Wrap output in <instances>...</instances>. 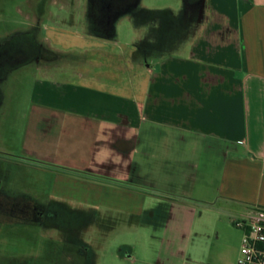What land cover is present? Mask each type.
<instances>
[{"label":"crops","instance_id":"1","mask_svg":"<svg viewBox=\"0 0 264 264\" xmlns=\"http://www.w3.org/2000/svg\"><path fill=\"white\" fill-rule=\"evenodd\" d=\"M202 7L176 49L131 66L128 77L109 84L46 72L35 82L37 138L54 153L25 155L69 181L53 201L95 205L97 214L108 195L114 208L122 195L141 215L146 198L132 185L160 200L150 213L164 215L166 249L143 264H225L223 252L214 261L174 248L196 205L233 223L264 206V0Z\"/></svg>","mask_w":264,"mask_h":264},{"label":"rangeland","instance_id":"2","mask_svg":"<svg viewBox=\"0 0 264 264\" xmlns=\"http://www.w3.org/2000/svg\"><path fill=\"white\" fill-rule=\"evenodd\" d=\"M39 0H0V36L16 28L28 27L27 14L35 9ZM89 0H43L46 14L41 21L42 35L49 45L66 55L51 67L27 65L15 70L3 83V103L0 106V192L12 197L27 195L36 197L40 203L57 195L58 187L69 181L59 180L54 168L38 164L26 158V150L37 154L54 153L52 143L38 139L35 82L43 73L52 72L56 79L79 78L78 73L102 77L109 84L133 72L128 54L138 39L148 36L157 42L160 19L155 20V29L137 27L131 16L121 17L116 23V37L99 38L87 31V9ZM184 0H141L140 7L148 9L171 8L181 11ZM154 30V31H153ZM150 32H152L150 34ZM153 35V36H152ZM156 37V38H154ZM155 39V40H154ZM171 37L156 46H142V52L151 53L159 48L178 47ZM173 45V46H172ZM153 48V50H152ZM170 51H160L164 55ZM104 55H107L105 58ZM50 70V71H49ZM126 70H130L126 73ZM47 167V168H46ZM129 186V185H127ZM137 194L144 195L141 204L143 213L129 211L119 196L118 207L108 195L107 202L96 206L90 222L82 226L79 248L89 249L90 264H143L155 262L161 249H166V222L164 215L154 219L150 211L157 209L160 200L148 194V189L132 185ZM114 198V197H113ZM142 200V198H141ZM121 202V203H120ZM141 202V201H140ZM138 203V202H137ZM108 204V205H107ZM136 205V204H135ZM95 205L73 203V207L85 208ZM137 206V205H136ZM195 214L185 226L189 233L176 240L175 249H186L196 258L219 260L224 255L225 264H237L242 244L243 231L233 223L232 215H223L200 203ZM153 211V210H152ZM159 213V212H158ZM238 235H240L238 239ZM65 230L47 229L34 223H24L19 218L7 220L0 214V264H81L82 259L66 252L57 244H64ZM51 249V252L48 250ZM67 249V248H64ZM225 253V254H224Z\"/></svg>","mask_w":264,"mask_h":264},{"label":"flooded vegetation","instance_id":"3","mask_svg":"<svg viewBox=\"0 0 264 264\" xmlns=\"http://www.w3.org/2000/svg\"><path fill=\"white\" fill-rule=\"evenodd\" d=\"M140 2L141 0H89L87 9L88 33L99 38L113 39L116 37V23L124 16L133 17L137 27L147 26L149 29H155V20L159 18L152 14L151 9L140 7ZM192 3L199 5V19L203 0H192ZM35 5V9L31 14H27L30 21L28 27L16 28L0 36V106L3 103L2 85L15 70L27 65H35L43 68L51 67V64L58 63L62 57L66 56L52 48L42 35L41 21L46 14V5L43 0H39ZM93 12H96L99 17L95 22L92 16ZM117 13L120 16L115 19V35L102 36L94 31L95 28L98 30H108L110 25L108 19ZM151 33L152 32H150V34ZM153 42L155 41H153L151 37L148 39L147 35L134 42L132 53L127 56V61H129L130 66L148 63V59L152 54L142 52L141 47L146 45L151 46ZM104 57L106 58L107 55H104ZM22 203V207L18 210L20 214L18 211V214H14L16 210L12 207L10 197L0 192V207L2 208L3 218H7V220L19 218L24 223H34L47 229L57 228V230L63 231L62 228L52 224V222L56 219L58 220L59 217H64L58 210L76 209L86 212L85 215L87 216H90L91 213L94 212L92 209L70 207L67 204L59 203L52 199L48 200L46 204L44 202L40 203L36 197L27 195H24ZM57 245L62 249H87L84 245H81L79 248H71L63 244Z\"/></svg>","mask_w":264,"mask_h":264},{"label":"trees","instance_id":"4","mask_svg":"<svg viewBox=\"0 0 264 264\" xmlns=\"http://www.w3.org/2000/svg\"><path fill=\"white\" fill-rule=\"evenodd\" d=\"M198 10L199 5H195L192 3V0H184V5L181 11L178 13H174L171 9L165 8V9H151L152 14L154 16H157L161 20V24L158 28V39L157 42L151 43V46L159 45L163 41H166L168 38L171 37H179L178 41H172L173 45L176 43V45L180 42V40L185 37L188 32L191 31L192 27L194 26L195 22L198 20ZM94 22L99 19L97 16V13L93 12L92 14ZM120 16L118 13L114 14L112 17L108 19L110 21L109 29L108 30H98L95 28V32L97 34H101L102 36H113L115 35V19L116 17ZM172 45V46H173ZM174 47V46H173ZM173 47L169 48H159L158 50H153V52L149 54H156L160 51H170L173 49ZM10 197V196H9ZM11 203L14 210V214H20L18 211L22 207V199H24V195H21L20 197H12ZM18 211V213H17ZM64 217H59L58 220H54L52 224H55L56 226L62 228L65 230V240L64 246H70L71 248L75 247L76 244L80 245V233L82 232V226L90 222L92 220L93 212L90 216L85 215L86 212L76 210V209H62L58 210ZM2 208L0 207V214L2 216ZM55 219V218H54ZM51 252V249L48 250ZM62 252H66L64 256L68 257L69 259H72L73 256H77V258H80L82 260L81 264H89L90 263V256H89V249H59L58 253L61 254ZM51 264L54 263L52 260L50 262ZM71 264L70 262H68Z\"/></svg>","mask_w":264,"mask_h":264},{"label":"built area","instance_id":"5","mask_svg":"<svg viewBox=\"0 0 264 264\" xmlns=\"http://www.w3.org/2000/svg\"><path fill=\"white\" fill-rule=\"evenodd\" d=\"M234 224L244 232L237 264H264V206L250 207Z\"/></svg>","mask_w":264,"mask_h":264},{"label":"water","instance_id":"6","mask_svg":"<svg viewBox=\"0 0 264 264\" xmlns=\"http://www.w3.org/2000/svg\"><path fill=\"white\" fill-rule=\"evenodd\" d=\"M203 6H204V0H203ZM202 9H203V7H202ZM202 12V11H201ZM90 259H91V257H90ZM90 264V263H89Z\"/></svg>","mask_w":264,"mask_h":264}]
</instances>
